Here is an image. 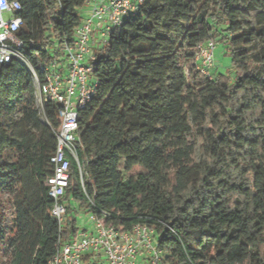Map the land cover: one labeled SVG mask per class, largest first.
<instances>
[{
  "label": "trees",
  "instance_id": "obj_1",
  "mask_svg": "<svg viewBox=\"0 0 264 264\" xmlns=\"http://www.w3.org/2000/svg\"><path fill=\"white\" fill-rule=\"evenodd\" d=\"M16 1L27 62L63 60L89 0ZM217 38L235 81L197 71L198 45ZM94 54L98 86L79 112L81 171L72 161L61 223L47 185L58 106L40 112L23 62L0 66L4 264H49L81 210L156 231L164 264H264V0H145Z\"/></svg>",
  "mask_w": 264,
  "mask_h": 264
},
{
  "label": "built area",
  "instance_id": "obj_2",
  "mask_svg": "<svg viewBox=\"0 0 264 264\" xmlns=\"http://www.w3.org/2000/svg\"><path fill=\"white\" fill-rule=\"evenodd\" d=\"M144 3L145 0H89L87 5L91 9L77 28L73 43L64 46L63 60L35 68L21 54L24 44L16 36L22 25V19L16 15L21 10L20 3L0 0V66L13 59L23 62L34 75L40 112L44 114L46 103L58 106L57 147L50 160L54 174L47 185L49 197L54 201L52 216L59 223L66 214L61 198L69 185L72 161L81 171L77 146L79 112L90 104L98 86L92 78L97 48L93 36L99 33L105 45L126 22L136 17ZM215 50L213 41L197 48V71L209 80L216 77L213 73ZM38 71L43 74L42 80ZM81 182L83 185L82 178ZM89 222L92 229H80L69 242L59 244L49 264H83L84 256L97 253L105 257L107 264H164L165 252L158 244L156 231L139 224L129 230H119L93 214L89 215Z\"/></svg>",
  "mask_w": 264,
  "mask_h": 264
},
{
  "label": "rangeland",
  "instance_id": "obj_3",
  "mask_svg": "<svg viewBox=\"0 0 264 264\" xmlns=\"http://www.w3.org/2000/svg\"><path fill=\"white\" fill-rule=\"evenodd\" d=\"M84 8L81 10L82 18H84L85 15ZM93 42H95L97 48L104 46L103 45L104 40L97 32L93 36ZM215 43H216V50L214 53V66H215L213 72L214 75L215 76L226 75L229 76L232 81H235L236 71L233 66V57L228 46L224 45V43L221 41L220 38H217ZM12 217L13 215L11 213L10 219H12ZM76 218L78 221L79 228L83 229L86 228L87 226L88 227L91 226V224L89 223L88 213L86 214L83 211L81 214L77 215ZM5 252L6 250L3 251L2 247L0 246V264H4L8 260V257H5Z\"/></svg>",
  "mask_w": 264,
  "mask_h": 264
},
{
  "label": "crops",
  "instance_id": "obj_4",
  "mask_svg": "<svg viewBox=\"0 0 264 264\" xmlns=\"http://www.w3.org/2000/svg\"><path fill=\"white\" fill-rule=\"evenodd\" d=\"M90 9H91V5H86L85 6V8H84V13H85V15H84V17H86L87 16V14L89 13V11H90ZM83 211L81 210V211H79L78 213H77V215H79V214H81ZM87 214V213H86ZM76 215V216H77ZM90 223V222H89ZM91 224V223H90ZM81 229V228H80ZM92 229V225L90 226V227H86V228H83V229H81V230H91ZM87 256H89V262L87 263V264H107L106 263V260H105V257L102 255V254H100V253H97V254H90V255H87Z\"/></svg>",
  "mask_w": 264,
  "mask_h": 264
}]
</instances>
